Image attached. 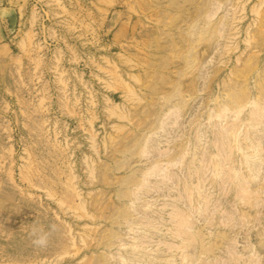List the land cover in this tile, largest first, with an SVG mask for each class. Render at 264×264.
I'll return each mask as SVG.
<instances>
[{"label":"rangeland","instance_id":"1","mask_svg":"<svg viewBox=\"0 0 264 264\" xmlns=\"http://www.w3.org/2000/svg\"><path fill=\"white\" fill-rule=\"evenodd\" d=\"M0 264H264V0H0Z\"/></svg>","mask_w":264,"mask_h":264},{"label":"clouds","instance_id":"2","mask_svg":"<svg viewBox=\"0 0 264 264\" xmlns=\"http://www.w3.org/2000/svg\"><path fill=\"white\" fill-rule=\"evenodd\" d=\"M30 235L33 237V244L38 247H44L47 244V237L45 235H39L38 229L34 227Z\"/></svg>","mask_w":264,"mask_h":264},{"label":"bare ground","instance_id":"3","mask_svg":"<svg viewBox=\"0 0 264 264\" xmlns=\"http://www.w3.org/2000/svg\"><path fill=\"white\" fill-rule=\"evenodd\" d=\"M256 112V111H255ZM233 132V131H232ZM237 136V135H236ZM236 142V141H235ZM241 144V143H240ZM220 147V146H219ZM232 151V150H231ZM234 154V153H233ZM223 155V154H222ZM240 166V165H239ZM231 168V167H230ZM222 169V168H221ZM218 170H220V169H218ZM232 173V172H231ZM236 173V172H235ZM218 175V174H217ZM239 175V174H238ZM247 176V175H246ZM233 177V176H232ZM217 178V177H216ZM235 178H236V176H235ZM224 179V178H223ZM232 181H234V180H232ZM214 183V182H213ZM240 183V182H239ZM228 185V184H227ZM232 189V188H231ZM242 197V196H241ZM224 208V207H223ZM223 211V210H222ZM231 213H233V212H231ZM217 216V215H216ZM232 216V215H231ZM218 217V216H217ZM219 219V218H218ZM238 219V218H237ZM217 221V220H216ZM220 221V220H219ZM182 223V222H181ZM186 223V222H185ZM221 223V222H220ZM179 224V223H178ZM225 224V223H224ZM180 225V224H179ZM183 225V224H182ZM187 225V224H186ZM229 230V229H228ZM181 231V230H180ZM226 231V230H225ZM182 232V231H181ZM182 235V234H181ZM180 236V235H179ZM222 236V235H221ZM224 236V235H223ZM221 239V238H220ZM182 240H183V238H182ZM234 244V243H233ZM219 245V244H218ZM203 252V251H202ZM232 255V254H231ZM210 256V255H209ZM226 256V255H225ZM216 257V256H215ZM184 261V260H183ZM197 261V260H196ZM212 261H214V260H212Z\"/></svg>","mask_w":264,"mask_h":264}]
</instances>
